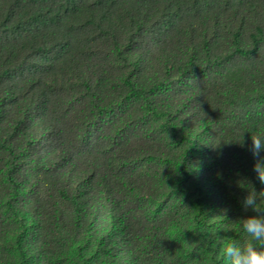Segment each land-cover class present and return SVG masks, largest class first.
<instances>
[{
	"label": "trees",
	"instance_id": "16d2710c",
	"mask_svg": "<svg viewBox=\"0 0 264 264\" xmlns=\"http://www.w3.org/2000/svg\"><path fill=\"white\" fill-rule=\"evenodd\" d=\"M258 131L264 0H0V264H223Z\"/></svg>",
	"mask_w": 264,
	"mask_h": 264
},
{
	"label": "clouds",
	"instance_id": "9594fccd",
	"mask_svg": "<svg viewBox=\"0 0 264 264\" xmlns=\"http://www.w3.org/2000/svg\"><path fill=\"white\" fill-rule=\"evenodd\" d=\"M249 151L254 159L253 170L259 182L264 184V156L261 155L264 152V131L251 135ZM260 193L253 188L242 201L245 211L251 209L256 215L239 220L246 239L243 243L229 242L222 247L223 264H264V206L259 203Z\"/></svg>",
	"mask_w": 264,
	"mask_h": 264
},
{
	"label": "rangeland",
	"instance_id": "374dc122",
	"mask_svg": "<svg viewBox=\"0 0 264 264\" xmlns=\"http://www.w3.org/2000/svg\"><path fill=\"white\" fill-rule=\"evenodd\" d=\"M235 153L236 152L234 150H232L230 148L221 147V146L217 147V149L215 150V155L218 156L222 160L223 163L233 162V159H235V162H236L239 159H241V157H239L238 155L236 156ZM251 165L253 167L254 161H251ZM182 200H179L177 202L178 208L183 205ZM173 215H178L177 210L175 211V214H173ZM180 216H182V215H180ZM3 229H5L4 231L6 233H8V240L7 241H11L12 239H14V235L16 233H18V228L16 227V224L11 225V222L10 223L8 222V224ZM98 264H109V263L105 260H101Z\"/></svg>",
	"mask_w": 264,
	"mask_h": 264
}]
</instances>
